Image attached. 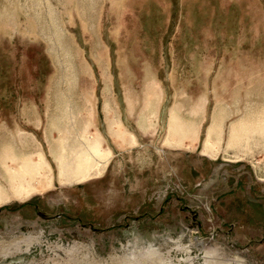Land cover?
<instances>
[{
  "label": "rangeland",
  "instance_id": "374dc122",
  "mask_svg": "<svg viewBox=\"0 0 264 264\" xmlns=\"http://www.w3.org/2000/svg\"><path fill=\"white\" fill-rule=\"evenodd\" d=\"M216 1L128 0L118 28L121 0H0V264H264V24L238 47L220 7L215 50L263 76L232 83L245 99L219 98L212 121L206 94L155 71L180 77L171 7Z\"/></svg>",
  "mask_w": 264,
  "mask_h": 264
},
{
  "label": "crops",
  "instance_id": "0c3cea01",
  "mask_svg": "<svg viewBox=\"0 0 264 264\" xmlns=\"http://www.w3.org/2000/svg\"><path fill=\"white\" fill-rule=\"evenodd\" d=\"M174 1L177 4V0ZM121 2L122 9L120 8L121 14L118 16V24L120 25L118 28L122 26L123 19L121 20V18H123L122 15L124 14L125 7H128V0H121ZM222 4L225 8L226 6L229 7L235 4L234 9H237L238 12L233 18L235 22L234 24L232 19L228 20V18H230L229 12L226 14V17L220 14L219 9ZM211 5L213 11H208L207 8L206 10L204 8V10L200 11L203 6L200 8L198 7V11L192 13L193 15L190 13L191 16H195L193 18L189 17V14L183 9L181 13L177 14L176 7H171L169 16L167 17L168 21L166 23L165 35L168 37L166 39L168 47H165V50L168 55L170 54L169 56H175V47H169V45L174 46L176 40L178 39L176 36L179 35L184 46L180 47L182 60L180 77L177 70H175L178 66L175 63H172L171 65V60L168 63V69L170 68V70L167 71L165 77L162 76V73L159 70H155L157 77L160 78L162 83H180L182 85L180 87V94L182 98L196 100L203 94H206L208 98V107L213 101L210 112V121H212V116L219 98H223L226 101L227 99H236L237 88L240 86H236L234 88V93H232L229 91L232 83H247V80L244 79V77L247 76H256L257 79L263 76V61L252 60L253 58H251L249 53L244 49L239 50V54H237L235 58L230 52L220 53L219 49L215 50V45L218 46L222 41L221 29H226L231 20V28H235V30L240 29L238 39L239 44L237 46L244 47L246 43L247 28L249 27L253 32L255 31V36L258 37L261 35L262 24H264V17L262 20L260 19V21L257 17H253V7L251 6V3H248L245 0H223L222 2L221 0H217ZM211 5H208L207 7L212 9ZM249 8H251V11ZM173 11L175 12L174 15ZM148 63L150 65L149 67H151V64L153 67L155 66V64L150 60H148ZM242 68H250V71H242ZM255 68L257 70H254ZM260 82H262V80H260ZM190 84L198 85L196 87L197 89L192 93L188 91V85ZM200 85H202V87ZM241 90L242 87H240V93L242 94ZM208 114L209 109L207 111V116ZM207 120L208 119L205 120L204 126ZM202 132L199 141L202 139ZM219 156L220 154L216 158Z\"/></svg>",
  "mask_w": 264,
  "mask_h": 264
},
{
  "label": "bare ground",
  "instance_id": "6f19581e",
  "mask_svg": "<svg viewBox=\"0 0 264 264\" xmlns=\"http://www.w3.org/2000/svg\"><path fill=\"white\" fill-rule=\"evenodd\" d=\"M110 124V123H109ZM111 127V126H110ZM113 132V131H112ZM85 149L87 150V151H90V145H86L85 146ZM90 153H92L91 151H90ZM85 156L87 157V155H86V153H85V150L82 152V153H80V159H81V163H82V165L79 167V170H77V172H76V174H84L85 173V171H87L88 170V166H89V161L91 160L92 161V158H86V160H84L85 159ZM84 163V164H83ZM86 163H87V165H86ZM100 161L98 160V163L96 164L97 166H96V168H99L100 167ZM106 170V167H104V169H102V173H101V175L103 174V172ZM98 171V169H96L93 173H96ZM82 176V175H81ZM91 177V176H90ZM99 177H100V175H99ZM95 177H91V178H88V180H90V179H94Z\"/></svg>",
  "mask_w": 264,
  "mask_h": 264
}]
</instances>
